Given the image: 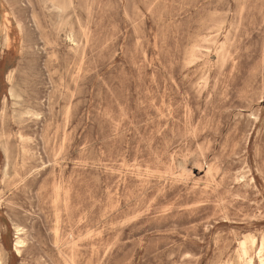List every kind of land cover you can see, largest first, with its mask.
<instances>
[{"label": "rangeland", "instance_id": "rangeland-1", "mask_svg": "<svg viewBox=\"0 0 264 264\" xmlns=\"http://www.w3.org/2000/svg\"><path fill=\"white\" fill-rule=\"evenodd\" d=\"M0 24V264H250L244 240L261 264L264 0H0Z\"/></svg>", "mask_w": 264, "mask_h": 264}, {"label": "bare ground", "instance_id": "bare-ground-1", "mask_svg": "<svg viewBox=\"0 0 264 264\" xmlns=\"http://www.w3.org/2000/svg\"><path fill=\"white\" fill-rule=\"evenodd\" d=\"M62 12V11H61ZM15 19V18H14ZM1 25V24H0ZM22 35V34H21ZM70 41V40H69ZM226 63V61H225ZM10 92V91H9ZM261 106V105H260ZM71 108V107H70ZM236 113V112H235ZM200 148V147H199ZM217 148V147H216ZM200 150V149H199ZM198 155V154H196ZM184 164V163H183ZM181 165V164H180ZM185 165V164H184ZM222 173V172H221ZM245 179V178H244ZM241 198V197H239ZM149 209V208H148ZM139 214V213H138ZM84 222V221H83ZM244 223V222H243ZM115 226V225H114ZM113 226V227H114ZM97 236V235H96ZM95 236V237H96ZM22 245V242L20 240H17L15 243V248L19 250V247ZM241 248H242V256L247 258L250 264H253L254 262V256L251 254L249 248H248V241L244 240L241 242ZM257 256L260 260L261 264H264V242L261 243V245L257 249ZM19 255V254H18ZM69 256V255H68ZM2 263V262H1Z\"/></svg>", "mask_w": 264, "mask_h": 264}]
</instances>
